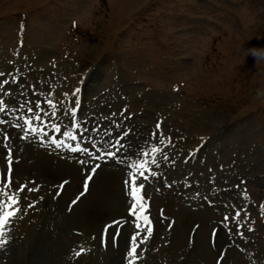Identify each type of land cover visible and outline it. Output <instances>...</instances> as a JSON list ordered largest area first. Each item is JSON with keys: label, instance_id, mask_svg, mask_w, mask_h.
Instances as JSON below:
<instances>
[{"label": "rangeland", "instance_id": "374dc122", "mask_svg": "<svg viewBox=\"0 0 264 264\" xmlns=\"http://www.w3.org/2000/svg\"><path fill=\"white\" fill-rule=\"evenodd\" d=\"M260 48L264 0H0V95L14 98L0 113V145L13 149L14 183L40 186L24 193L0 264H124L132 224L116 246L111 231L100 244L103 225L129 206L123 165L94 161L100 167L73 205L84 156L32 134L22 141L13 127L21 104L49 92L59 102L76 88L79 117L99 124L88 135L101 149L123 130L138 150L161 122L157 143L170 159L144 189L154 231L137 264H264V59L250 52ZM112 113L120 129L102 119ZM6 154L0 147V178ZM225 204L246 210L238 230L220 223Z\"/></svg>", "mask_w": 264, "mask_h": 264}, {"label": "snow or ice", "instance_id": "6c2138e0", "mask_svg": "<svg viewBox=\"0 0 264 264\" xmlns=\"http://www.w3.org/2000/svg\"><path fill=\"white\" fill-rule=\"evenodd\" d=\"M5 73L0 72V78ZM15 82L16 77L12 78ZM5 84L8 82L5 81ZM34 87V86H33ZM79 88L72 90L71 93H62V99L57 102L52 97V93H48L47 99L36 98L34 102L29 100L27 104H21L20 109H26L22 112L19 120L22 121V125L19 121L13 125L15 128H20L23 133L20 139H29V134L35 137L39 144L44 145L50 143L56 149H66L70 152H78L84 156L79 160L80 170L82 172L83 191L71 201V204H75L81 196H83L89 188V182L93 179L94 174L100 167L99 164H95L94 161L110 159L115 160L119 165H123L126 176L123 181V187L127 193L129 206L126 208V214L119 218H114L108 223L103 225V230L100 233V244L106 246L108 234L111 231V240L113 246H116L119 237L122 234V229L132 224L134 225L130 232V239H125L126 254L124 256V264H137L142 258L141 250L145 243H147L154 231V224L151 219L150 203L146 198L144 189L147 187L150 178H156L160 175L155 168L160 167L161 158L164 162L169 161L170 157L166 152H162L160 145L164 144V140L157 138L160 134L161 122L157 121L155 128L156 131L151 134L150 138H146L143 145H137L138 150H132L133 146L125 142V138L129 135L127 131H119L117 135L112 136L109 140H104V148L97 147V141L92 136L88 135V132H96L99 124L92 127H86L88 124V118L81 120L79 117V109L81 107V100L79 98ZM34 97H39V93H33ZM4 97H9V100H5ZM14 98L11 97L9 91L3 92L0 95V113H5L8 104L13 102ZM50 109V111H49ZM116 114L112 113L111 117H102V119H111L115 128L120 129V125L116 123ZM66 120L67 124H62L61 120ZM4 119H0V125L5 124ZM48 129H51L49 131ZM76 129L77 131H73ZM53 132L62 134V136H54ZM112 128L105 130L104 135L110 136ZM78 139H87L91 143V147L95 149L96 155H93L89 151V147L82 146L81 143L76 142ZM4 141H9V135L7 132L3 135ZM115 141L113 143L112 141ZM150 141V143H149ZM171 145V140L168 141ZM6 150L5 168L2 178H0V245H5L7 241L3 237L8 232V226L12 224L14 218L21 213L24 209L21 206V202L27 201V197L24 193H35L40 187H29L25 183H14V154L13 149L9 143L0 145ZM128 149V151H125ZM191 155V152L188 153ZM130 161V162H129ZM90 169V170H87ZM175 182V181H173ZM68 183L63 181L60 184V188ZM170 186V185H166ZM60 191L56 192V196H59ZM241 196L246 197L247 193L243 192ZM43 199V197H41ZM35 201L27 204V208H32ZM224 214L220 221L221 224H235V228L238 230L241 225L239 218L241 213L244 212L245 219H247V212L245 209L233 207L228 204L224 206ZM260 210L264 213V203L260 205ZM229 212H233V215H229ZM162 214V213H161ZM172 225L170 224L169 227ZM143 229V231H141ZM251 230V229H249ZM216 231L215 229L213 230ZM95 239V237H93ZM85 252L84 248H80L75 256H80Z\"/></svg>", "mask_w": 264, "mask_h": 264}, {"label": "clouds", "instance_id": "9594fccd", "mask_svg": "<svg viewBox=\"0 0 264 264\" xmlns=\"http://www.w3.org/2000/svg\"><path fill=\"white\" fill-rule=\"evenodd\" d=\"M255 58L264 59V48L255 49L250 51Z\"/></svg>", "mask_w": 264, "mask_h": 264}, {"label": "bare ground", "instance_id": "6f19581e", "mask_svg": "<svg viewBox=\"0 0 264 264\" xmlns=\"http://www.w3.org/2000/svg\"><path fill=\"white\" fill-rule=\"evenodd\" d=\"M38 253H39V249H35V248H34V249H33V253H32L31 256L35 258L36 256H39ZM38 259H39V258H38ZM34 263H35V262H34ZM30 264H31V263H30Z\"/></svg>", "mask_w": 264, "mask_h": 264}]
</instances>
